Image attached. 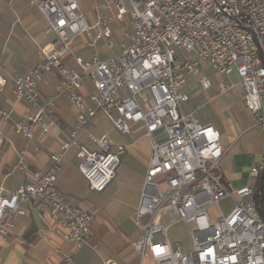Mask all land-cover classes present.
Segmentation results:
<instances>
[{"label":"built area","instance_id":"obj_1","mask_svg":"<svg viewBox=\"0 0 264 264\" xmlns=\"http://www.w3.org/2000/svg\"><path fill=\"white\" fill-rule=\"evenodd\" d=\"M48 21L46 33L54 39L38 48L41 61L28 73L16 76L12 93L17 101L36 104L37 84L45 72L55 71L59 83L55 96L34 114L13 123L14 131L31 140L37 128L43 134L55 125V98L67 97L75 106L76 121L70 140L78 151V170L90 190L101 192L114 177L125 148L109 138L87 131L97 114L108 117L121 134L129 123H143L150 143V158L135 209L134 224L142 231L132 247L142 257L157 264H264V154L249 169L254 184L234 188L223 182L221 160L225 149L212 125L199 122L194 111L185 113L182 104L188 95L179 91L185 75L200 73L199 61L206 62L219 75L237 74L243 90V104L264 133V0H100L88 22L77 0H30ZM129 25L128 40L117 52L101 60L74 58L80 71L65 66L63 59L79 35L87 47L102 41L112 50V23ZM177 49L194 53L196 59L181 61ZM89 77V103L81 90ZM205 90L211 86L199 77ZM4 83L0 79V86ZM218 92L236 86L233 81L218 82ZM0 109V118L9 113ZM85 133L96 147L89 150L75 140ZM38 151V148H34ZM24 151L18 152L17 167L25 170ZM59 153L50 154L44 172L33 182L23 183L13 192L0 194V242L6 240L17 221L35 207L56 217L58 233L76 248L86 244L96 208L80 209L72 197L55 186L63 173ZM166 186L159 189L156 180ZM234 197L231 210L212 219L209 207ZM169 207L175 218L161 221V211ZM177 223L192 224L191 248L181 252L167 239L168 228ZM61 264H74L67 252H59ZM104 264H117L108 259Z\"/></svg>","mask_w":264,"mask_h":264},{"label":"crops","instance_id":"obj_2","mask_svg":"<svg viewBox=\"0 0 264 264\" xmlns=\"http://www.w3.org/2000/svg\"><path fill=\"white\" fill-rule=\"evenodd\" d=\"M99 3L100 0H94L93 13L84 15L88 22L93 21L94 7ZM47 26L45 16L37 6L30 4V0H0V79L4 81L0 86V109L9 113L8 120L0 118V194L13 192L21 184L33 182L35 174L47 169L50 154L59 153L63 173L56 178L57 190L72 197L73 203L80 209L96 208L95 219L86 244L76 248L58 233L55 216L29 207L8 238L0 242V264H61L59 252L70 253L74 264H104L108 259L117 264H157L150 258L142 257L131 245L132 240L142 233L134 224V215L151 152L143 123H129V132L123 135L101 113L89 122V132L95 137L105 136L125 148L114 177L101 192L90 190L87 180L78 170L77 147L71 144L62 149L70 140L76 121L77 110L70 98H55V125L46 134L37 128L33 138L27 140L14 131V122L34 114L49 97L55 96V87L59 83V75L55 71L42 74L37 84L40 99L36 104L17 101L12 93L14 78L31 71L41 61L38 48L54 39V33L45 32ZM112 26L119 28L118 22H113ZM87 41L84 35L74 39L68 54L64 56L65 66L72 69L78 67L74 61L76 56L89 59L96 52L99 59L106 60L116 53L111 50L109 55V49L102 41L96 42L95 47H87ZM206 66V62L199 61L200 73L201 68L205 69ZM226 77L236 83L230 92L219 93L218 80L211 82L207 90L199 83V88L188 93L185 91L187 80L197 78L191 74L185 75V83L179 91L188 95L182 111L186 112L188 106L200 123L212 125L218 131L225 149L221 160L223 182L238 188L255 182L249 169L264 154V133L256 127L253 115L243 104V90L237 74ZM89 92L83 85L81 93L87 103ZM204 107L209 108L210 117L200 115L199 111ZM75 141L89 150H96L85 133L79 134ZM35 147L38 151H35ZM19 151H24L25 170L16 164ZM233 204L234 197H230L222 200L218 206L209 207L214 210L213 213L209 212L211 218L227 214ZM174 218L175 213L171 208L162 209L161 221L164 224ZM167 239L172 246L177 244L181 252L191 248V242L181 244L169 235Z\"/></svg>","mask_w":264,"mask_h":264},{"label":"rangeland","instance_id":"obj_3","mask_svg":"<svg viewBox=\"0 0 264 264\" xmlns=\"http://www.w3.org/2000/svg\"><path fill=\"white\" fill-rule=\"evenodd\" d=\"M79 3V7H80V11L87 16L89 13H93V4L92 2H94V0H77ZM112 41L114 43V48L112 49V52H117V46L118 44L121 42H127L128 40L124 37V32H130L131 28L129 27V25L123 24L122 26L120 25L119 28H115V26H112ZM111 50L107 51V53L110 55ZM177 53L178 58L181 61H185L188 59H193L195 57L194 53H188L183 51L182 49H177V51L175 52ZM70 68V67H68ZM72 69V68H70ZM76 71H80L78 67L73 68ZM201 73H199V75H197V78L191 79V80H187L186 86H185V91H187L189 93V91L191 90H195L197 88H199V77L202 76H206L207 78H209L211 80V82H217L218 80L220 81H225V82H229V78L227 79L226 76L224 75H219L217 74L214 70H212V68L208 65L206 66V68H201ZM224 76V77H223ZM85 82V83H84ZM83 85L84 87L87 88V90L91 91L92 87H91V82L89 77H86L84 80ZM180 90V89H179ZM230 92V91H229ZM186 103V102H185ZM185 103H183L181 106H183ZM186 105V104H185ZM186 112L188 113L190 112L189 107L187 106L185 108ZM200 115H204L205 117H210V110L208 107H204L203 109H201L199 111ZM90 124L87 127V131L89 130ZM157 186L159 189H162L166 186V181L163 180V178H159L156 180ZM264 196V195H263ZM209 212L213 213L214 210L213 209H209ZM192 224H183V223H177V224H173L171 225V227L168 230V235L170 238H174L177 239L181 242V244H185L187 245L188 243H190V231L192 230Z\"/></svg>","mask_w":264,"mask_h":264},{"label":"trees","instance_id":"obj_4","mask_svg":"<svg viewBox=\"0 0 264 264\" xmlns=\"http://www.w3.org/2000/svg\"><path fill=\"white\" fill-rule=\"evenodd\" d=\"M261 197L257 196V201L259 204H261L262 206H264L263 204V199H260Z\"/></svg>","mask_w":264,"mask_h":264}]
</instances>
